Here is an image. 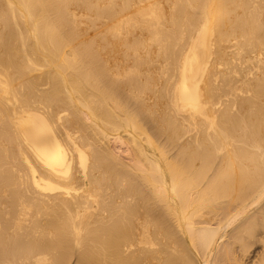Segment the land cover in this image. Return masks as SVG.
Wrapping results in <instances>:
<instances>
[{"label": "bare ground", "instance_id": "6f19581e", "mask_svg": "<svg viewBox=\"0 0 264 264\" xmlns=\"http://www.w3.org/2000/svg\"><path fill=\"white\" fill-rule=\"evenodd\" d=\"M260 204L264 0H0V264H242Z\"/></svg>", "mask_w": 264, "mask_h": 264}, {"label": "rangeland", "instance_id": "374dc122", "mask_svg": "<svg viewBox=\"0 0 264 264\" xmlns=\"http://www.w3.org/2000/svg\"><path fill=\"white\" fill-rule=\"evenodd\" d=\"M263 204V203H262ZM262 204H260L259 206H258V208L257 209H259V210H257L256 209V215L257 214H259L258 216H260L261 218H264V214H262L261 215V210H260V208L262 207L263 208V210H264V205H262ZM258 212V213H257ZM260 212V213H259ZM263 216V217H262ZM263 229H261V228H259V230L257 231V233L256 234H264V232L262 231ZM263 232V233H262ZM250 240H253L254 241V243L252 244L251 243V245L248 243V245H249V249H248V251H247V253H245V255H244V253L242 252V253H239L238 251L240 250L239 249V247L236 245V246H233V251H235L234 250V248L235 247H238V249H236V255L238 256V260H239V257H240V262H241V256L242 257H244L243 259H242V264H252V262H255V260L254 259H256L257 257H259V255L257 256L256 254L257 253H259L260 251H262V249H263V243H262V241H260V240H256L255 238L254 239H252V238H250ZM227 241V240H226ZM249 242V241H248ZM262 243V244H261ZM251 246V247H250ZM263 251H264V249H263ZM256 253V254H255ZM262 253V252H261ZM260 253V254H261ZM240 254V255H239ZM232 256L234 255V253L232 252V254H231ZM244 255V256H243ZM254 256H256V257H254ZM250 259H251V261L252 262H250ZM253 259V260H252ZM245 260V261H244ZM257 260V259H256ZM69 263L68 264H75V258H71L70 259V261H68ZM244 262V263H243ZM249 262V263H248ZM195 264H199V263H195Z\"/></svg>", "mask_w": 264, "mask_h": 264}]
</instances>
